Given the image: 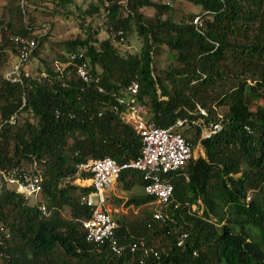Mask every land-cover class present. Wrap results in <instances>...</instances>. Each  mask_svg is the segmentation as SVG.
<instances>
[{
  "label": "trees",
  "instance_id": "16d2710c",
  "mask_svg": "<svg viewBox=\"0 0 264 264\" xmlns=\"http://www.w3.org/2000/svg\"><path fill=\"white\" fill-rule=\"evenodd\" d=\"M46 1L50 5L43 7L44 15L67 17L76 11L82 20L99 15L101 5L114 36L98 39L99 30L78 23L87 35L63 42L65 54L57 58L61 68L51 69L41 59L43 70L35 74L25 76L20 66L8 77L0 73V168L33 165L41 177L36 203L0 185V223L9 231V237L0 236V264H264V0H187L199 7L198 13L183 11L177 21L170 17L175 0H95L84 8L75 0ZM47 2L5 5L0 71L5 48L17 59L11 35L33 36L37 45L47 38L50 24L36 25L34 13ZM141 7L155 12L145 17L138 12ZM194 16L201 19L197 27ZM131 23L140 47L122 55L112 41L129 36ZM44 24L48 28L41 32ZM3 29L9 30L6 35ZM36 44L26 63L36 54ZM160 45L172 51L173 62L155 70L152 53ZM72 53L80 57L69 59ZM81 62L96 81L84 82L75 74ZM130 81L137 84L134 100L147 118L162 127L185 119L179 132L192 148L199 142L204 152L188 159L171 179L167 214L176 223L153 220L152 211L130 220L123 213L117 219L112 215L120 243L160 250L158 258L142 260L137 250L116 254L104 242L85 240L80 220L89 209L77 198L90 187L74 181L79 161L110 157L122 162L139 154V136L120 117L123 105L111 107L115 98L126 96ZM202 125L218 129L201 137ZM116 180L123 181L124 189L134 183L142 189L138 171L125 169ZM152 200L132 194L126 205ZM198 200L200 215L190 211ZM182 231L187 236L179 247L174 241ZM157 239L164 241L163 251L150 244Z\"/></svg>",
  "mask_w": 264,
  "mask_h": 264
},
{
  "label": "built area",
  "instance_id": "2783aa9c",
  "mask_svg": "<svg viewBox=\"0 0 264 264\" xmlns=\"http://www.w3.org/2000/svg\"><path fill=\"white\" fill-rule=\"evenodd\" d=\"M192 22L197 27L201 24V19L194 16ZM110 36L113 37V33ZM9 38L16 47L17 63L14 69L4 73V77H8L17 71L19 66L22 67L23 74L26 76L24 64L36 44V39L33 36L24 37L21 35H11ZM75 56L80 57L79 54L72 53L69 55V59ZM75 74L84 82H89L92 79L86 62L76 65ZM92 80L96 81V79ZM97 90L103 92L100 86L97 87ZM136 91V82L130 81L126 86V96L115 98L116 103L111 107L116 110L117 105H123V109L120 110V117L129 123L139 136L141 144L139 154L134 159L122 162H117L110 157H90L79 161L75 164L76 178L74 181L81 187H90L87 193L80 194L77 198L80 204L89 209L88 217L80 220V224L85 230V240L96 244L104 242L108 249L116 254L121 253L125 248L132 253L137 250L138 259L142 260L147 257L158 258L160 250L143 243L124 245L117 240L114 234L117 224L108 208V193L112 190V186L121 171L125 169L138 171L143 181V193L153 197L152 202L156 206L152 209L151 218L163 223L168 218L167 205L172 202L173 185L171 179L177 176V170L185 167L188 159L192 157L193 148L178 130L185 119L177 120L175 123L163 127L156 125L147 118L146 110L135 103ZM198 109L201 114H205L203 109ZM13 121V119L9 120L11 123ZM216 129H218L217 125L211 127L202 125L200 136L208 137ZM31 166L34 167L33 165L19 164L0 168V185L3 184L9 191L20 195L24 201L36 203L41 191V177L37 170H32ZM182 176L186 178L185 173H182ZM79 179H85L88 183L80 184ZM176 206L177 204H173V208ZM38 208L42 214L46 213V207L43 203H39ZM0 236L9 237L8 229L1 223ZM186 236L185 231L177 234L175 245L182 246Z\"/></svg>",
  "mask_w": 264,
  "mask_h": 264
},
{
  "label": "rangeland",
  "instance_id": "374dc122",
  "mask_svg": "<svg viewBox=\"0 0 264 264\" xmlns=\"http://www.w3.org/2000/svg\"><path fill=\"white\" fill-rule=\"evenodd\" d=\"M12 0H0V18L6 19V10L4 7L10 5ZM14 3H21L23 4V0H13ZM47 2L46 0H44ZM97 3L95 0H75V3L80 5V7L84 8L87 6L89 2ZM123 3V2H122ZM6 5V6H5ZM50 3L47 2L45 5L39 6L35 13L36 25L42 24V23H49L50 29L49 34L47 35V38L38 40L39 45L36 44L35 51L36 54H33L29 61L24 64V69L26 72H32V74L37 73V71L43 70L44 64H42L41 59L46 60V65L50 67L51 69L61 68V64L58 62L57 58L58 55L62 54L64 55V46L63 42L66 40H71L75 37L84 38L87 35L86 31H83L82 28L78 25V23H82L84 27H90L94 29L95 31H98L97 38L103 39L110 35L109 27L106 24V21L104 20L105 10H103V7L101 5L98 6L99 8V15L94 14L92 17L87 16L82 20V18L78 17V13L74 11L69 16H63L61 15H55V16H48L43 14V7H46V10L49 8ZM199 7L193 6L191 3L187 2V0H175V3L172 4V10H171V18L175 21L179 20V17L181 16V12L185 11L186 13H198ZM32 12V11H30ZM138 12H140L145 17H151L153 13L155 12V9L151 7H141L138 9ZM125 13V10L122 8V14ZM169 14V13H168ZM194 14V15H195ZM96 15V16H95ZM170 15V14H169ZM44 24L42 31L46 30L47 25ZM131 34L127 37H122V39H117L112 41L113 45L117 48L118 53L125 55L126 53H132L137 52L140 47V40L139 37L136 35V32L134 30V25L131 23ZM38 28V27H36ZM108 28V29H107ZM2 27H0V33H1ZM8 29H3L4 35L8 32ZM10 35V34H9ZM6 47V46H4ZM5 57L1 65V71L0 73L3 74L6 73L9 70L14 69L12 67L16 64V56L11 51L10 48H5ZM172 51H170L166 46L160 45L158 46L154 52L152 53V66L155 70L158 69H165L166 67H170L173 62V56ZM17 72V71H14ZM13 72V73H14ZM219 111H222V109H218ZM27 117L31 118V115L27 112ZM24 116H19V121L23 120ZM184 127H188L187 125ZM192 127H189V134ZM187 129V128H186ZM198 156H204L203 148L199 142H197L193 147V153L192 158H197ZM130 180V178H127ZM134 179V178H133ZM85 180V179H84ZM127 181V180H126ZM135 182V181H134ZM76 183H78L76 181ZM80 184H87L88 181H80ZM78 185V184H77ZM123 181L117 180L114 188L117 196H113L115 198V201H111V197L108 200V204L110 206L111 212L113 216L117 219L118 216L123 213L125 215H128V220L132 219L135 215H139L140 217H143L146 212L152 211L153 207H156L155 204L151 201L141 204L140 206H132L131 204L126 205V200L130 195H144L141 187L139 184L134 183L133 186H130L129 189L123 188ZM174 200V199H173ZM198 204V206H197ZM197 204H192L190 206V211L193 213H196L197 215H200L201 208H200V202L197 201ZM114 208V210H113ZM64 215H68V210L63 211ZM183 214V213H182ZM180 214L181 222L183 223L184 215ZM168 219L170 221H173L176 223L173 217H169L170 215L167 214ZM182 223L177 224L175 229H179L182 226ZM175 226V225H174ZM251 235L252 232L250 231ZM252 237H255L252 235ZM150 244L158 247L159 249L164 250L165 245L164 241L162 239L153 240ZM164 245V246H163Z\"/></svg>",
  "mask_w": 264,
  "mask_h": 264
},
{
  "label": "crops",
  "instance_id": "0c3cea01",
  "mask_svg": "<svg viewBox=\"0 0 264 264\" xmlns=\"http://www.w3.org/2000/svg\"><path fill=\"white\" fill-rule=\"evenodd\" d=\"M127 178H128V177H127ZM127 178H126V180H128ZM80 181H85V180H84V179H83V180L79 179V182H80ZM116 181H117V180H116ZM116 181H115V183H116ZM115 183H114L113 186H112V190L108 193L107 202H108V200H109L110 197H111V199H110L111 201H113V200L115 201V198L113 197V196H117V195H116V192H115V188H114ZM78 186H79V185H78ZM108 208H109V210H110V212H111V209H110L109 204H108ZM113 210H114V208H113ZM111 214H112V212H111ZM112 215H113V214H112Z\"/></svg>",
  "mask_w": 264,
  "mask_h": 264
},
{
  "label": "clouds",
  "instance_id": "9594fccd",
  "mask_svg": "<svg viewBox=\"0 0 264 264\" xmlns=\"http://www.w3.org/2000/svg\"><path fill=\"white\" fill-rule=\"evenodd\" d=\"M192 158V157H191ZM175 242V241H174ZM175 244V243H174ZM151 246V245H150ZM180 247V246H179ZM161 251H163V250H161ZM195 254V253H194ZM147 258H149V257H147Z\"/></svg>",
  "mask_w": 264,
  "mask_h": 264
}]
</instances>
